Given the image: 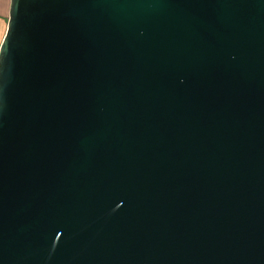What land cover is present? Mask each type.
I'll return each mask as SVG.
<instances>
[{"label": "water", "instance_id": "1", "mask_svg": "<svg viewBox=\"0 0 264 264\" xmlns=\"http://www.w3.org/2000/svg\"><path fill=\"white\" fill-rule=\"evenodd\" d=\"M0 264H264V0H10Z\"/></svg>", "mask_w": 264, "mask_h": 264}, {"label": "crops", "instance_id": "2", "mask_svg": "<svg viewBox=\"0 0 264 264\" xmlns=\"http://www.w3.org/2000/svg\"><path fill=\"white\" fill-rule=\"evenodd\" d=\"M10 0H0V44L6 32L9 19Z\"/></svg>", "mask_w": 264, "mask_h": 264}]
</instances>
